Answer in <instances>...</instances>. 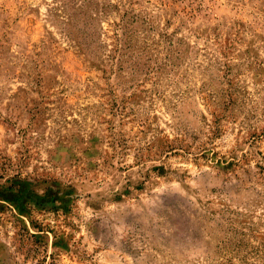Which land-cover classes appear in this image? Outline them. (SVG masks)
I'll return each instance as SVG.
<instances>
[{
    "label": "rangeland",
    "instance_id": "obj_1",
    "mask_svg": "<svg viewBox=\"0 0 264 264\" xmlns=\"http://www.w3.org/2000/svg\"><path fill=\"white\" fill-rule=\"evenodd\" d=\"M0 264H264V0H0Z\"/></svg>",
    "mask_w": 264,
    "mask_h": 264
}]
</instances>
